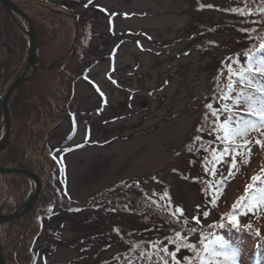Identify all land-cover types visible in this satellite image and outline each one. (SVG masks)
<instances>
[{
    "label": "rangeland",
    "instance_id": "1",
    "mask_svg": "<svg viewBox=\"0 0 264 264\" xmlns=\"http://www.w3.org/2000/svg\"><path fill=\"white\" fill-rule=\"evenodd\" d=\"M12 1L34 23L36 58L9 101L0 165L31 169L42 187L30 211L0 224L5 264H171L163 248L183 264L196 254L177 250L176 233L201 255V240L218 231L240 232L244 248L264 239V204L246 215L233 208L241 197L259 201L264 127L221 139L226 119L248 117L235 104L237 77L264 46V0ZM28 29L0 3V140L1 96L24 67ZM207 103L219 109L215 126ZM246 141L250 156L239 150L230 172L233 144ZM34 189L0 172V214Z\"/></svg>",
    "mask_w": 264,
    "mask_h": 264
},
{
    "label": "snow or ice",
    "instance_id": "2",
    "mask_svg": "<svg viewBox=\"0 0 264 264\" xmlns=\"http://www.w3.org/2000/svg\"><path fill=\"white\" fill-rule=\"evenodd\" d=\"M250 62L246 68L241 69L238 74V83L242 85V89L240 92L235 93L236 100L235 104L238 107H246L249 113L253 116L259 117V124L261 127H264V58H261L255 62V64L251 63V57L249 58ZM229 73V93L233 92V84L231 81L233 80V71L232 68H228ZM244 87L248 89V93L246 94L244 91ZM225 110H227V105L224 106ZM206 108L211 110V115L215 119L212 121L213 126H215L216 122L219 120V116L217 112L219 109H213L212 103H207ZM207 119V117H206ZM232 124L231 127L229 125ZM240 124L239 121L229 120L226 119L223 124L221 125V130L223 131L224 135L221 137L224 141L228 142L230 138L235 137H242L248 133L250 129L256 128V122L254 121H243V124L240 126H236ZM197 140L200 139L199 136L196 137ZM256 144H261L260 140L255 141ZM264 147V144H261ZM239 150L246 151L249 156L251 154L250 151V142L246 141L243 144L232 146V161L230 166V172L232 169L236 167V155L239 154ZM229 151L228 148H225L223 152H221L219 157H216V160L223 161V157L225 153ZM215 156V153H213ZM207 171V169H205ZM212 174H216V169H212ZM259 177H253V180H257ZM217 191L213 193L215 196L218 192V186L212 185ZM252 188V185H249L246 188V193L248 189ZM259 194V201H257L256 197H252L251 200L248 197H241L237 204L233 205L234 210H238L239 215H246L249 211H256L257 207L260 204H264V187L255 190ZM164 196H168V193L165 192ZM51 210V209H49ZM180 207L175 208V212H181ZM174 215V213H172ZM207 213H205L206 215ZM197 224H199V219L197 217L192 218ZM228 222L231 224L236 230L239 229V216L238 215H230L228 217ZM251 227V225H248ZM191 231L195 232L196 229L193 228ZM258 235V233H257ZM177 250L180 249L181 246L191 249L195 252L196 257L195 259L191 257H185L183 264H196V261H199V264H239L241 259V249L234 244V242H230L223 237H216L210 243H204L201 240V244H203V252L205 255H201L199 252L196 251V246L191 243H186L183 239V233H176V239L174 241ZM163 251L171 257V264H181V261L176 259L175 252H168L167 248H163ZM164 264H169L168 260L164 261Z\"/></svg>",
    "mask_w": 264,
    "mask_h": 264
},
{
    "label": "water",
    "instance_id": "3",
    "mask_svg": "<svg viewBox=\"0 0 264 264\" xmlns=\"http://www.w3.org/2000/svg\"><path fill=\"white\" fill-rule=\"evenodd\" d=\"M0 3L8 10H13L17 14H19L27 22L29 26V30L27 31V35L29 37V51L23 70L20 73V75L7 87L1 99V107H2V114L4 121V136L0 143V151H2L6 147L9 141L10 131H11L8 100L12 92L25 79L31 76L30 74H28V72L32 69L33 63L35 62V58H36V34H35V27L33 21L25 11H23L20 7H18L12 0H0ZM0 172L22 174L34 180L36 184L35 189L32 195L30 196V198L28 199V201L24 203L18 210L12 213L0 215V224H1L3 222L18 218L32 209L37 199V196L41 190L42 182L40 177L35 172L24 167L0 165ZM0 264H4L3 255L1 253V246H0Z\"/></svg>",
    "mask_w": 264,
    "mask_h": 264
},
{
    "label": "trees",
    "instance_id": "4",
    "mask_svg": "<svg viewBox=\"0 0 264 264\" xmlns=\"http://www.w3.org/2000/svg\"><path fill=\"white\" fill-rule=\"evenodd\" d=\"M87 2L88 1H86L84 3L85 6H86ZM250 57H251V62H253V63H255L257 60H259L261 58H264V46L260 47L259 49L254 51L252 54H250ZM247 93L248 92H246V94ZM244 111H245V114L248 115L246 121H254V122H256V127L260 126L259 117L251 115L247 108ZM243 121H242V124H243ZM7 147L8 146H6L2 151H0V154L6 152ZM11 166H15V165H11ZM16 166L23 167L20 165H16ZM101 196H99L98 198L101 199L103 197V196L102 197ZM227 234H228V236L231 235V237L228 238V236H225L226 234L223 231H221V232L218 231L217 237H223L224 239H226L230 242H234V244L241 249V259L239 261V264H264V239L263 238H260L259 236H252L251 237V239H252L251 240V247L250 248H244L243 243H242L243 236L240 232H236V233H232V234H230L228 232Z\"/></svg>",
    "mask_w": 264,
    "mask_h": 264
}]
</instances>
